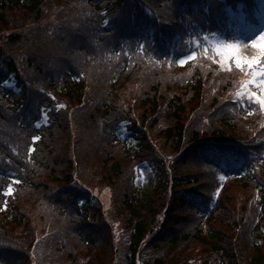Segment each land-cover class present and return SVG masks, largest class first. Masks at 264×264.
Returning a JSON list of instances; mask_svg holds the SVG:
<instances>
[{"label": "trees", "instance_id": "16d2710c", "mask_svg": "<svg viewBox=\"0 0 264 264\" xmlns=\"http://www.w3.org/2000/svg\"><path fill=\"white\" fill-rule=\"evenodd\" d=\"M125 1L92 16L77 13L76 0H0V187L17 182L11 196L0 193V264H264V110L233 102L245 72H220L217 54L195 47L212 34H181L175 55L155 53L169 34H147L153 19L141 20L140 34L77 31L84 20L108 28ZM44 18L57 34L42 33ZM194 50L193 64L177 67ZM162 129L182 157L213 160L174 177L155 150L152 132ZM253 149L260 158L250 162ZM145 157L153 189L119 194L125 166ZM75 175L83 185V175L109 176L107 196L73 192ZM22 224L39 240L29 252L13 239ZM201 252L211 254L190 256Z\"/></svg>", "mask_w": 264, "mask_h": 264}, {"label": "rangeland", "instance_id": "374dc122", "mask_svg": "<svg viewBox=\"0 0 264 264\" xmlns=\"http://www.w3.org/2000/svg\"><path fill=\"white\" fill-rule=\"evenodd\" d=\"M262 15H264V12L262 13ZM262 34H264V23L259 28V30H257V32H255V33H251V34H230L231 38L235 42V43H232L231 45H235V48L229 49L227 46L230 45V43L227 42L226 40H224V37H221L219 35L204 37L203 42L200 45V47L202 49H209V51H211V52L213 51L214 53L217 54L218 58H215V57H212V58H213V62L215 64V66H216V69L218 71L234 73L231 69L235 68V69L239 70L240 72H245L244 75H242V74L236 75L238 81H240V80L241 81H247L244 83L245 86H241L240 89L236 92V95H234L236 98H238L241 101H243V99H249V94L251 92H254L250 89V87L248 88L247 84L248 85L252 84L253 88H255V91L259 95H264V89L257 87V84L260 83V77L258 75L253 74V73H258L262 68L261 60L263 59V56L261 55V53H262V51H264V48L259 47V46L253 47L252 43H251V41L253 39H256L258 45H264V41L259 40V37ZM143 46H145V45H143ZM3 51L8 52L9 48L7 46H4L1 52H3ZM221 52H225V53L230 54V55L234 54L235 56H239L242 61H247V60H250L253 58H259L260 64L253 65L252 68H249L247 66V64L242 63L240 67H237L234 59H232V58L227 59V60L224 59V57L221 56V54H220ZM194 60H195V57L187 60L183 64H181L178 61L177 67H179V68L187 67L189 64H193ZM253 80L256 81L255 84L250 83V81H253ZM252 85H251V88H252ZM259 105L262 109H264V105H261V104H259ZM245 113H247V115H250L251 117H253L254 119H252V122L256 123V116H257L256 110L249 109V108L245 107ZM241 115H243V114L238 115V118L241 117ZM257 118H258V116H257ZM150 125H151V127H153V124H150ZM152 135H153V138L156 139V141H157V150L159 152L160 157H162L163 159H166V161L168 163L171 162L174 159V157L178 154V151L174 148V146H172L169 143V139L166 135V132H164L162 129L159 132H152ZM246 138H248V137H246ZM31 152H33V148L31 149ZM139 166L140 167L137 169V172H136V174H137V178L135 181L136 186H138V188L142 192L149 193L151 191L153 184H154V181H155L154 174H153L152 170L150 169V166L148 165L147 162H143ZM180 173H184V171H182V170L181 171H179V170L174 171L175 176H178ZM97 175L100 176V174H97ZM101 176H103V179L98 180L96 182H93V181H89L88 177H85V175H83V182L89 187V189L92 191V193L94 195H96V196H107L106 192L103 189H101V187H104V185H110L111 180H110L109 176H107V175H101ZM57 185L63 186L64 184L63 185L57 184ZM9 188L11 189V192L8 191ZM10 194H12V188L7 184V185H5V188L3 191V196H8ZM244 196L245 195H243L242 197H244ZM31 209H34V207H31ZM34 224H35V222H34ZM40 225H41V222L37 221L36 227H35L37 229V231L39 230ZM23 226H24V224H22L20 226H16L17 227L16 232H22L23 231V234L18 235V233L14 232L13 235L15 236V238H13V239H16L15 243L19 242L17 240H21V239L24 240L25 239V243L24 244L21 243L20 249H23V251L27 250V252H29V250L31 248L34 249L35 247H37L36 244L38 243L39 240L34 239V233L32 232L31 229H30V231H28L26 229V227L24 228ZM11 229L13 230V229H15V227L10 226L8 228V230H7L8 236L11 234ZM49 229H50V227H49ZM40 235L42 238L43 234L40 233ZM104 249H105L104 254L102 255V253H100V255L98 256L99 260H106L107 255L109 254L108 247H106ZM186 253L187 252H185L183 254L184 258L189 256L188 254H187V256H185ZM197 254L198 255H190V256H196L198 258H202L205 255L209 256V254H211V253L210 252H208V253L201 252V253H197ZM27 256H28V254H27ZM120 257H121L120 255H117L118 260L120 259Z\"/></svg>", "mask_w": 264, "mask_h": 264}, {"label": "snow or ice", "instance_id": "6c2138e0", "mask_svg": "<svg viewBox=\"0 0 264 264\" xmlns=\"http://www.w3.org/2000/svg\"><path fill=\"white\" fill-rule=\"evenodd\" d=\"M259 40H260V41H264V34H262V35L259 37ZM251 43H252V46H253V47H258V46H259V47L264 48V45H258L256 39H253V40L251 41ZM227 47H228L229 49H232V48H235V45H231V44H230V45H228ZM142 48H143V46H141V49H142ZM220 54H221V56H223L224 59H226V60H227V59H230V58L234 59L237 67H240L242 63L247 64V66H248L249 68H252L253 65L260 64V60H259V58H253V59H250V60H247V61H242L241 58H240L239 56H235L234 54H231V55H230V54H227V53H225V52H221ZM195 55H196V52L192 51V52H190L188 55L184 56L179 62H180L181 64H183V63H185L187 60L192 59L193 57H195ZM261 55L264 56V51H262ZM253 74H254V75H258V76L260 77V83L257 84V87H260V88L264 89V66H262L261 70H260L258 73H253ZM250 83H254V84H255L256 81L253 80V81H250ZM253 99H254L256 102H258L259 104L264 105V95H257L256 92H251V93L249 94V100L251 101V100H253ZM35 139L38 140L39 137H35ZM8 191L11 192V189L9 188Z\"/></svg>", "mask_w": 264, "mask_h": 264}]
</instances>
